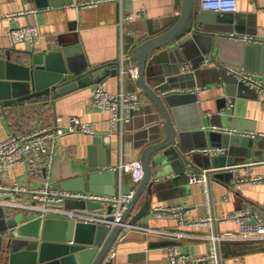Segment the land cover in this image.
I'll return each instance as SVG.
<instances>
[{
  "label": "crops",
  "instance_id": "0c3cea01",
  "mask_svg": "<svg viewBox=\"0 0 264 264\" xmlns=\"http://www.w3.org/2000/svg\"><path fill=\"white\" fill-rule=\"evenodd\" d=\"M68 1L59 0L58 6L39 8L28 0H0V57L10 55L17 63L39 65L45 60L46 51L60 45V50L67 49L69 55L78 61L77 68L103 67L95 74V78L109 73L102 83L65 96L54 98L52 95L0 109V143L14 132L45 126L66 127L71 117H77L94 127L95 135L73 133L60 138L59 155L49 172L54 185L79 176L81 166L89 160L91 147L95 148L93 158L97 163L105 160L110 152L114 170L141 160L146 147L165 138L166 131L159 111L137 87L136 79L129 75L123 79L120 77L118 59L122 50L133 57L138 45L170 29L180 17L176 15L177 11L181 12V0L109 1L83 9L73 7L79 0H71V3L66 4ZM196 8L198 12H209L201 11L197 0ZM20 12L27 14L16 19L7 18ZM231 15L236 18L238 39L253 36L264 46V0H238V10ZM129 16L133 19L129 20ZM18 26L36 27L39 31L37 41L11 46L8 30ZM224 46L227 51L233 48L227 44ZM255 54L259 57L253 56L249 61L264 69L263 53ZM216 55L217 52L211 60L201 64L199 79L204 81V87L177 88L171 93L196 95L204 122L203 129L206 131L231 136L243 134L253 138L251 156L239 162L230 184L226 183V176L221 179L211 177L207 191L202 184L189 183L188 174L199 170L187 164L171 165L164 172L153 176L152 182L157 191L153 194L151 212L160 207H179L186 214L181 219L177 216L155 217L151 213L135 224L165 231L164 235H153L126 226L108 256L113 264H170L168 252L171 247L190 259L202 257L208 254L213 245L212 238L216 236L220 237L218 249L221 264H264V240L240 238L239 227L235 222L200 224L201 220L208 217L217 218L242 210L251 211L254 219L264 222V183L241 182L243 179L264 176V96L241 81L242 84L226 83L221 70L231 66L256 73L263 85L264 72L223 64L217 61ZM98 86L112 94L123 90L143 94L140 109L122 132L112 133L110 114L92 105ZM181 113L183 124L192 127L198 123L192 109L185 108ZM211 120H219L220 124L209 123ZM207 150L209 154L222 152L211 147ZM43 177V172L34 175L25 165L19 164L10 169L6 182L37 189L43 185ZM122 179L123 185H136L130 173L124 172ZM23 199L30 200L29 196ZM142 205L141 199L132 217ZM0 208L9 215H28L27 219L40 215L38 211H23L8 206ZM90 212L105 214V211ZM113 253L115 256L112 259ZM135 254H143L144 257L131 258Z\"/></svg>",
  "mask_w": 264,
  "mask_h": 264
},
{
  "label": "water",
  "instance_id": "95a60500",
  "mask_svg": "<svg viewBox=\"0 0 264 264\" xmlns=\"http://www.w3.org/2000/svg\"><path fill=\"white\" fill-rule=\"evenodd\" d=\"M28 1L39 8L59 5V0ZM231 14L198 12L196 0H181L177 22L136 47L132 59L137 68V87L159 111L166 131L163 140L143 151L144 176L139 184L123 185L124 172L120 168L113 170L111 153L97 163L93 158L95 148L91 147L89 160L81 166L79 176L55 185L57 189L107 195L133 192L120 221L114 224L117 209L113 205L104 207L86 201L66 200L62 207L65 210L105 211L104 215H97L100 223H76L55 213L27 219L28 215H9L0 208V264H113L108 256L125 227L135 225L151 214L153 194L157 191L153 176L171 165L187 164L200 172L206 170L209 182L211 177L221 179L226 176V183H231L239 162L251 156L254 139L243 134L231 136L206 131L196 95L171 93L177 88L204 87V81L199 79L201 64L211 60L215 52L217 61L223 64L264 72L262 67L249 61L253 56L259 57L255 53L264 55V46L259 41L247 44L238 39L236 18ZM224 44L233 48L227 51ZM59 47L46 51L45 60L39 65L17 63L10 55L0 57V109L52 95L54 98L65 96L100 84L109 76L106 73L95 78L103 67L77 68L78 61L67 49L60 50ZM221 73L226 83L240 82L227 68H222ZM185 108L192 109L198 119L192 127L183 124L181 119V110ZM209 123L220 124L219 120ZM208 147L222 152L206 154L203 150ZM141 199L143 205L132 217ZM143 257V254L131 256Z\"/></svg>",
  "mask_w": 264,
  "mask_h": 264
},
{
  "label": "built area",
  "instance_id": "2783aa9c",
  "mask_svg": "<svg viewBox=\"0 0 264 264\" xmlns=\"http://www.w3.org/2000/svg\"><path fill=\"white\" fill-rule=\"evenodd\" d=\"M114 1L122 3L126 0H79L73 4L75 9L96 7L100 4ZM139 1V0H135ZM201 11L216 13H235L238 10V0H197ZM26 12L8 15V19H16L26 15ZM180 11L176 15L179 17ZM129 20L133 17L129 16ZM8 37L11 46L22 42L34 43L39 38V31L32 26H18L8 30ZM245 41L256 42L253 36L243 37ZM227 70L235 75L237 79L251 88L259 91L264 96V85L256 73L238 69L231 66ZM118 73L123 79L130 76L137 78V68L133 64L132 56L121 51L118 59ZM143 94L138 91H120L112 94L98 86L93 95L92 105L101 111L110 114V130L112 133L122 132L124 127L131 123L134 114L140 109L143 101ZM226 132V131H225ZM82 133L95 135L94 127L89 123L82 122L77 117H71L68 126L61 127H40L26 132H14L0 143V206L21 209L23 211H38L40 215L55 213L66 216L76 223H100L96 214L83 210H65L62 205L66 200L86 201L100 203L104 207L113 205L117 210L114 213L115 223L120 221L127 203L132 199L130 195H107L84 191H73L57 189L52 183L49 172L56 158L59 155V140L66 134ZM206 154L210 151L204 150ZM23 164L34 175L43 172V185L37 189L27 188L18 183H7L6 178L10 169L16 165ZM125 173H130L134 184H139L144 176V167L141 160L127 163L120 168ZM190 184H202L206 191L209 184L207 171L193 172L188 174ZM264 183V176L254 179L241 180V182ZM207 194V193H206ZM29 196L30 200L23 199ZM155 217H183L185 212L179 207L156 208L151 212ZM214 223L235 222L239 227L238 236L242 239L264 240V222L254 219L251 211L242 210L220 217H208L200 221V224L209 225ZM128 228L150 233L153 235H164L165 231L140 227L139 225H127ZM220 237L212 238L213 245L207 255L190 259L187 255L179 253L174 247L169 248L170 264H221L220 252L218 249ZM114 253L111 254L113 259Z\"/></svg>",
  "mask_w": 264,
  "mask_h": 264
}]
</instances>
